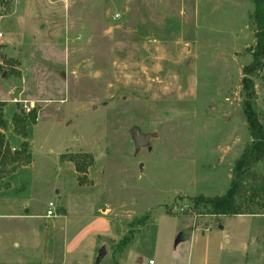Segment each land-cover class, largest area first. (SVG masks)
Instances as JSON below:
<instances>
[{"label": "rangeland", "instance_id": "obj_1", "mask_svg": "<svg viewBox=\"0 0 264 264\" xmlns=\"http://www.w3.org/2000/svg\"><path fill=\"white\" fill-rule=\"evenodd\" d=\"M253 9V0H0V130L10 147L22 141L11 114L30 116L32 187L18 211L45 214L51 199L72 217L82 205L70 238L108 208V250L99 258L95 249L94 264L119 262L129 247L156 264H264V199L233 216L206 214L191 200L224 194L251 141L241 81ZM251 77L264 125V63ZM132 126L156 136L135 149ZM11 167L1 155L0 185ZM14 201L0 198V261L35 262L34 233L5 216ZM50 220L28 221L39 230ZM61 242L56 228L57 258ZM83 250L69 259L88 263Z\"/></svg>", "mask_w": 264, "mask_h": 264}, {"label": "trees", "instance_id": "obj_2", "mask_svg": "<svg viewBox=\"0 0 264 264\" xmlns=\"http://www.w3.org/2000/svg\"><path fill=\"white\" fill-rule=\"evenodd\" d=\"M254 9L250 18L254 24L255 44L251 48V61L243 67L242 87L243 100L242 113L245 118L251 141L243 149L234 162L232 176L228 189L222 195H197L191 198L195 207H203V212L210 215L233 216L249 212V206L260 199H264V125L260 122L254 107V86L251 75L259 70L264 63V0H253ZM29 114H18L13 111L11 122L13 132L22 141L18 149L10 147V140L0 130V156L12 163L6 175L13 172L19 165L27 163V137L25 122ZM1 118V115H0ZM6 122L0 119V128H5ZM262 163L263 171L256 169L257 163ZM8 187L7 183L0 185ZM131 238L128 236L117 244L119 258L128 246ZM112 264H119L116 257Z\"/></svg>", "mask_w": 264, "mask_h": 264}, {"label": "crops", "instance_id": "obj_3", "mask_svg": "<svg viewBox=\"0 0 264 264\" xmlns=\"http://www.w3.org/2000/svg\"><path fill=\"white\" fill-rule=\"evenodd\" d=\"M7 137V136H6ZM21 142V139H19ZM30 153V147H29ZM31 158L27 163H23L19 165L13 172L6 175L3 178V182L8 184V187L1 186L0 187V198L3 200H12L7 204V211L5 216H9L15 219H21L24 221L26 228V234L30 238H32L34 233V240L30 241V243H34L35 246L39 249V256L37 261L32 262L29 259L25 260L21 255H6V259L2 258L1 263L6 262V264H85L81 261V258H75L73 260L69 259V254L74 252L81 251L82 247L84 255H89V262L86 264H94L97 260H95V249L99 246H105V252H107V244L103 241V237L110 236L111 234V226L107 216L108 208H97L96 213L80 227V229L73 235L68 238V224L71 221L70 219H75V217H80L84 215L83 210L80 207L82 205H76L73 209V216L70 217L71 212L68 207H55V203L50 199L48 201L53 203V215L45 214H33L28 207L25 210L18 211V207H16V203L22 200H28L30 196V189L32 185V164ZM80 187V185L78 186ZM57 194L60 193L58 190ZM85 194L82 195L78 201H83ZM95 201V200H94ZM23 203H26L24 201ZM96 203V201H95ZM16 204V205H15ZM83 208V207H82ZM48 209V205L46 211ZM33 218H44L51 219L49 223H45V227L39 230L36 225L32 222L28 221ZM54 218L58 220H53ZM56 228L61 230L62 233V242L60 245V253L57 258V254H55V232ZM8 234V233H7ZM17 235V232L14 231L12 235ZM28 238V237H27ZM98 244V245H97ZM14 246H18V243L15 242ZM153 249H156V244H153ZM107 254V253H106ZM3 255V254H0ZM152 259L153 263L156 264V260L153 258L146 257V254L140 251L135 250L133 247H129L126 251L125 258H122L118 263L119 264H151L148 261Z\"/></svg>", "mask_w": 264, "mask_h": 264}, {"label": "water", "instance_id": "obj_4", "mask_svg": "<svg viewBox=\"0 0 264 264\" xmlns=\"http://www.w3.org/2000/svg\"><path fill=\"white\" fill-rule=\"evenodd\" d=\"M184 48H186L185 46H183L181 48V50H183ZM98 74L97 71H95L94 76ZM129 133L131 135V138L134 142V147L135 149H138L139 147L145 145L147 143V141L156 136L155 132H142L137 126H132L129 129ZM105 254V246H102L100 251H99V258L103 257Z\"/></svg>", "mask_w": 264, "mask_h": 264}, {"label": "built area", "instance_id": "obj_5", "mask_svg": "<svg viewBox=\"0 0 264 264\" xmlns=\"http://www.w3.org/2000/svg\"><path fill=\"white\" fill-rule=\"evenodd\" d=\"M2 36V34L0 33V37ZM46 214L47 215H53V203L52 202H49L48 203V209H47V211H46ZM148 263H153V260L152 259H150L149 261H148Z\"/></svg>", "mask_w": 264, "mask_h": 264}]
</instances>
